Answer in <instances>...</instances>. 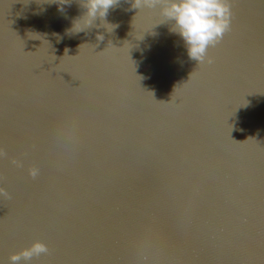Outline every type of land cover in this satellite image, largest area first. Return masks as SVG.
<instances>
[{"label":"water","instance_id":"1","mask_svg":"<svg viewBox=\"0 0 264 264\" xmlns=\"http://www.w3.org/2000/svg\"><path fill=\"white\" fill-rule=\"evenodd\" d=\"M229 3L199 63L163 0H0V264H264V0Z\"/></svg>","mask_w":264,"mask_h":264},{"label":"clouds","instance_id":"2","mask_svg":"<svg viewBox=\"0 0 264 264\" xmlns=\"http://www.w3.org/2000/svg\"><path fill=\"white\" fill-rule=\"evenodd\" d=\"M59 10L63 11V5L69 0H57ZM155 0H135L136 4L154 3ZM116 0H85L87 15L95 18L97 15L106 17L109 9ZM162 17L170 21V31L178 34L186 47L189 59L199 63H212L207 56L210 45H214L223 39L231 26V8L229 0H163ZM138 8V7H137ZM76 31L82 30L81 24L74 25ZM38 169L32 168L30 174L35 177ZM49 251L48 245L42 240H35L29 247L21 251L13 252L10 260L13 264L22 258L30 261L32 257Z\"/></svg>","mask_w":264,"mask_h":264},{"label":"snow or ice","instance_id":"3","mask_svg":"<svg viewBox=\"0 0 264 264\" xmlns=\"http://www.w3.org/2000/svg\"><path fill=\"white\" fill-rule=\"evenodd\" d=\"M13 75H14V73H13ZM148 227H150V226H148Z\"/></svg>","mask_w":264,"mask_h":264}]
</instances>
